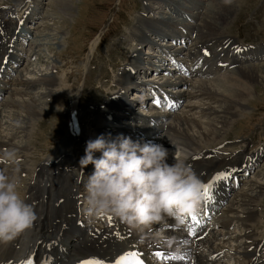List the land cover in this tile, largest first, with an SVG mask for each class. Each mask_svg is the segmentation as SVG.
Returning <instances> with one entry per match:
<instances>
[{
    "label": "bare ground",
    "instance_id": "6f19581e",
    "mask_svg": "<svg viewBox=\"0 0 264 264\" xmlns=\"http://www.w3.org/2000/svg\"><path fill=\"white\" fill-rule=\"evenodd\" d=\"M26 1L17 0L16 7L9 6L7 12L0 11V98L4 95L3 97L6 99L5 103H0V122L3 114L1 106L16 108L23 105L15 101L14 98L11 99L13 94H16V97L26 96L29 99H36L40 102L42 109H46L47 102L39 99L43 93L33 95L31 90L38 85H44L47 87L49 95L55 94L54 87L59 84L56 81L58 77L52 75L51 72L45 73L40 68L31 69L28 66L23 69V71H27L26 74L20 71L19 75L15 79L13 78L14 73H17L22 64L28 61L26 52L16 49L18 43L23 39L27 46L34 45L36 44L33 41L34 38L38 36L43 38L47 34L36 36V32H34V36L30 28H24L23 25L28 21L29 15L27 14L25 20L23 17L17 16L16 11L22 10ZM211 1L147 0V10L144 11L148 13L140 14L141 16L138 17V22L132 30V35H130L133 40L138 42L135 45L134 54L130 57L131 62L125 65L116 78L120 86L119 91L114 92V95L117 94L107 103L102 121H99L100 126L97 127V123L94 121L90 122V125L96 132L94 138L101 133L106 136L111 134L110 138H115L118 134H127L133 140L141 142L143 140L141 135L145 134L147 135L145 141L153 138L154 142L163 143L167 148H175L173 151L170 150V161L172 153H175L176 156H186L188 164L199 175L203 184L211 183V198L204 195L198 212L206 214L205 210L211 211L215 216L214 225L208 237L199 242L197 246H185L188 252L185 257L188 258V261L181 262L182 264H227L222 259V255L224 252L226 253L224 244L231 237L235 239V242H239L235 250L238 264H264V240L258 239L255 232L259 224L255 208L259 207V197L264 192V186L256 181L252 183L250 180L249 185L241 186L239 192L235 191V187L230 191H222L223 186L229 187L231 173L245 162L250 145L245 143L242 145L243 150L240 153L228 156L224 153L207 152L203 148L216 145L209 142H216L214 141L216 139L212 138L215 135L219 136L221 132L214 128L212 122H207L208 129L206 131L197 120L199 116L203 118L204 122L205 119L217 114L218 111L213 104H219L222 112L221 115L217 114L215 117L222 125V130L227 129L230 121H234L238 107L242 105L241 99H248V95L254 87L253 83L258 81L256 73L261 69L262 64L258 66L256 62L264 59V44L249 50L240 46V42L236 41L235 36L225 33L227 26H224L227 24L228 18L221 13L225 8H233L232 5L233 3L235 5L237 0H233L232 3L226 2L222 8L220 7L222 0H217L219 2L215 5L212 2L210 6L208 3ZM42 2L43 0H33V4H39V7ZM69 7V4L64 5L63 10L66 15L69 14L66 12ZM220 10H222L221 13ZM219 25L221 27H218ZM201 31L202 35H200ZM58 32L60 33V31ZM177 37L188 39L194 44V50L187 54L191 56L190 62L194 64L190 75L204 79L217 76V78H221V81L223 80L222 84L221 81H212L207 84L208 80L192 84L189 78L180 73L175 74L177 77H168L164 85H150L149 78H142L148 76L150 66H154L153 60L157 58V55L154 54L155 48H161L163 51L160 63H168V56L171 57L170 60L181 61L184 49L188 50V47L185 45L168 47L173 45ZM147 47L148 50L145 52ZM95 48L96 46L91 49V54ZM171 50L174 52L171 53ZM202 51H205L206 54ZM159 66H163V64H158ZM164 73L165 76L166 73ZM35 75L37 76L35 77ZM177 84L186 85L187 89L177 90L178 96L175 97L169 90ZM35 85L36 87H34ZM132 86L140 92L146 91L149 87L155 108H150L148 105L145 108L146 111L140 108V113H138L136 103L141 102L140 97L143 95L139 96V92H136L138 97H134L126 104V106L130 105L131 111H125L123 108L126 101L124 93H129ZM190 87L197 92L193 94L189 91ZM217 87L222 90L221 93L216 91ZM110 89L112 90L114 87H109ZM9 92L12 93L6 96L5 94ZM190 96H194L192 98L199 101L192 107V112H194V107L199 109L194 114L190 113L191 111H184L183 114V112L180 113L181 110L173 113L158 108L164 101L167 103L178 102L183 98L187 100ZM78 99V96L72 98L70 134L68 135L70 139L79 131L76 125L79 121L74 109L76 108L74 102H77ZM32 104L33 108L41 111L38 104L35 105L34 102ZM143 111L147 112L145 116H141ZM29 113L27 111V114ZM15 114H17L16 111L12 115ZM125 117H129L130 121H126ZM9 118L11 119L12 116ZM194 132L203 136L196 138L192 134ZM165 133H169L171 138L162 139L159 136ZM13 138L10 132H7L6 136L0 132V151L11 150L8 147L13 145ZM24 147L14 146L18 149L15 152L18 158L23 157V154L27 156ZM27 151L29 153L28 148ZM72 152L63 150L58 154L62 157L57 158L56 154L50 155L47 159L50 157L54 159H45L44 162L36 161V164L33 161L34 155L30 154L28 160L19 162L31 163L32 166L19 164L16 171L11 168L7 169L8 175H16L19 178L22 175L33 174L30 184L23 181L24 188L28 187L25 190L22 187L21 192L27 196L30 203L35 205L38 219L31 230L7 244L0 245V264H22L26 259H32L34 262L38 260L40 264H46V262L54 264L53 259L45 255L47 251L54 256L55 264L56 262L57 264H79V261L87 258L102 259L105 264H116V261L127 253H138V255L126 256L123 264H128L131 260L139 262L144 259L151 262V259L156 258L157 252L165 253L170 246H173L171 242L182 236L180 230L174 231L175 227L169 222L166 225V234L169 239L166 243L160 244L155 243L147 233L134 230L118 218L108 216L102 219H90L86 217L82 210L86 200L85 183L87 176L93 172L94 166L89 164L81 168L79 161L76 162L71 156ZM263 156L264 147L252 159H249L246 165L251 167L252 164H257ZM79 157H81L80 154H78ZM43 164L45 165L42 166ZM4 168H6L5 165H0V169ZM218 173H223L220 178L224 180L213 179ZM29 176L27 175L26 179L29 180L31 178ZM231 193L233 197H229L225 207L219 208L217 206L219 201L223 200L225 204L224 197ZM236 205H238V211ZM236 223L243 230L233 237L235 232L231 233L230 227ZM222 240L225 241L224 244L217 243ZM240 240L245 244L244 246ZM175 243L177 242L175 241Z\"/></svg>",
    "mask_w": 264,
    "mask_h": 264
},
{
    "label": "rangeland",
    "instance_id": "374dc122",
    "mask_svg": "<svg viewBox=\"0 0 264 264\" xmlns=\"http://www.w3.org/2000/svg\"><path fill=\"white\" fill-rule=\"evenodd\" d=\"M16 1L0 0V11L5 10L7 12L9 6L16 7ZM31 2L33 3V0ZM212 2L215 5L219 1L212 0L208 5L211 6ZM226 2L232 3L233 0H222L220 7L222 8ZM65 4H69L70 6L66 10L69 13L68 15L63 10ZM146 4L147 0H43L42 5L39 7L38 15H31L33 18H30V21L26 22L25 26L29 27L33 33L36 32V36L47 34L43 38L41 36L36 37V44L33 45V48L23 46L26 49V54L30 58L20 67L17 73H14L13 78L15 79L20 71L26 74L27 71H23V69L28 66L31 69L40 68L45 73L51 72L52 75L58 77L56 81L59 84L54 87L56 90L55 94L49 95L48 89L44 85H38L37 87L35 85L34 87L36 88L31 90L33 95L43 93L39 99L47 102L46 109H42L43 107L38 100L29 99L26 96L16 97V94H13L11 99L14 98L15 101L23 105L17 106L16 108L11 106L3 107L0 132H3L5 136L7 132L12 133L14 137L12 144L15 147L25 146L23 149L26 150L27 156L23 154V157L19 158V161L28 160L30 154L34 155L33 161L36 164V161L44 162L48 156L58 155L63 150L76 153L77 147L82 142H78V137L76 136L70 139L67 128L71 115L70 106H72V98L75 96L79 97L78 101L74 102V105H79L78 115L81 117L82 124L84 123V129L90 130V132L89 130H87L88 132L85 131L84 136H87L88 133L90 136L91 131H94L90 122L94 121L97 123V127L100 126L99 121H101V116H99V113H89V110L93 107L90 102L105 105L112 93L117 92L116 89L109 90V87L111 88L117 84L116 78L120 72V68L124 67L125 63L129 64L131 62L130 57L134 54V48L138 42L137 40H133L130 35H132V30L138 22V17L141 16L140 14L148 13L144 11L147 10ZM27 6L29 4L23 6L22 10H25L24 12L18 9L16 11L17 14L23 16L28 11ZM232 6L233 8H225L223 13L220 10V13L228 18L227 24L224 26H227L225 33L235 36L237 38L236 41L241 42V44L245 45L246 43H250L252 45L250 48H255L264 43V0H237L235 5L233 3ZM146 18H149V16H146ZM218 27L221 26L219 25ZM202 34L201 31L200 35ZM94 46L96 48L93 54H91V49ZM21 47L20 42L17 49ZM154 54L159 55L157 51ZM263 63L264 60L256 63L258 66L262 64L261 69L256 73L258 81L257 83H253L254 87H252L254 89L252 88V91H250L251 94L249 93L248 99H241L242 105L238 107V111L235 112V119H233L234 121H230L227 129L222 130V125L219 124L218 118L215 117L217 114L221 115L222 112L221 105L219 104H213L218 113L205 119L204 122L203 118L198 116L197 120L201 126L203 125L204 130L207 131L208 129L207 122H212L214 128H217L221 132L219 136L215 135L212 138L216 139L214 140L216 142H209L216 145L203 148L205 151H209L214 147V150H220V152L234 151L238 153L243 148L242 145L248 143L250 147L247 151L252 154L264 145ZM165 69L169 71L166 77L161 73L155 74V76L154 74L151 76L148 74L144 78H149L150 83H164L168 77H177L175 75L177 72L172 67L164 68L162 72H165ZM198 81L201 80L196 77L192 79V84ZM212 81H221V78L212 79L207 84ZM222 82L223 80L221 84ZM217 84L216 86H218ZM176 86H178L175 90L177 92V90L185 88L186 85L177 84ZM217 89V92H222L218 87ZM189 91L194 92V94L197 92L195 89H191V87ZM10 93L12 92L7 93L6 96ZM137 94L136 92L133 94L126 92V102H128V99L130 101L134 97H138ZM139 96H141V93ZM33 102L35 105L38 104L41 111L33 108ZM198 102L197 99H187L180 113L183 112L184 114V111H191L190 113L193 114L194 112H198L199 109L197 107H194V112H192V107ZM139 104H137L138 108H136L138 113L141 110ZM127 106L125 105L126 108H128ZM93 108H97V105H94ZM15 111L17 114L12 115ZM27 111L30 113L27 114ZM99 111L102 114V110ZM129 111H131L130 108ZM9 116H12V118L10 119ZM227 120L229 119L227 118ZM126 121L130 120L127 119ZM192 134L196 138L203 136L197 132ZM160 137L162 139L171 138L169 133L160 135ZM13 145L9 149L15 152L18 151ZM85 145L86 141L85 144L82 143V150H80L82 155L84 154ZM169 150L173 151L175 148H169ZM73 152L72 154H74ZM75 156L77 155L75 154ZM50 159L54 158L50 157L47 160ZM19 164L24 166L25 163L19 162ZM25 165L30 166L31 163H26ZM260 165V168L257 170L256 175L251 178V181L252 183L256 181L264 186V159L261 160ZM27 175L31 177L29 180L26 179ZM22 176L20 180L24 188V183H31L33 174ZM247 185L249 184L245 183L243 187H247ZM259 198L260 204L258 206H261L255 209L257 210L256 216L259 217L258 226L260 228H256V231L262 236L264 235V195L261 194ZM236 210L238 211V205H236ZM242 230L243 228L237 223L230 229L231 233H236H234L233 237L240 234ZM241 244L243 246L245 245L242 241ZM234 245L236 246V242L231 237L226 244L228 249H233L230 254H234L235 252ZM230 258L226 260V263L235 264L237 261L236 254L234 256L231 255Z\"/></svg>",
    "mask_w": 264,
    "mask_h": 264
},
{
    "label": "clouds",
    "instance_id": "9594fccd",
    "mask_svg": "<svg viewBox=\"0 0 264 264\" xmlns=\"http://www.w3.org/2000/svg\"><path fill=\"white\" fill-rule=\"evenodd\" d=\"M103 133L86 141L79 159L81 168L92 164L93 172L85 183L83 213L90 219L108 216L141 233L155 243L169 237L166 225L180 230L187 218L196 214L204 197L203 182L184 155L171 154L163 143L133 140L118 134ZM100 155L97 156L96 154ZM0 245L31 230L38 219L33 203L21 192L19 158L14 150L0 151Z\"/></svg>",
    "mask_w": 264,
    "mask_h": 264
},
{
    "label": "snow or ice",
    "instance_id": "6c2138e0",
    "mask_svg": "<svg viewBox=\"0 0 264 264\" xmlns=\"http://www.w3.org/2000/svg\"><path fill=\"white\" fill-rule=\"evenodd\" d=\"M158 103V101H157ZM223 173H218L216 177H213V179H218L220 176H222ZM210 188H211V183H205L203 184V190H204V195L211 198L210 195ZM192 219H196L195 214L192 215ZM191 229H189V232L191 233ZM129 255H138V253H127L125 254V256H121L117 261L116 264H123V261L125 260L126 256ZM157 256L164 258V259H168L169 257L166 256L165 253H161V252H157L156 253ZM184 257H177L175 255L171 256L170 259H183ZM22 264H40V262L37 261H33L32 259H26L22 262ZM47 264V262H46ZM79 264H105V262L102 259H96V258H87V259H83L81 261H79Z\"/></svg>",
    "mask_w": 264,
    "mask_h": 264
}]
</instances>
